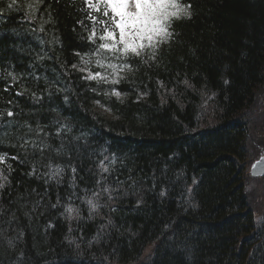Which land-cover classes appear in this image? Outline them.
I'll return each mask as SVG.
<instances>
[{
	"label": "trees",
	"instance_id": "obj_1",
	"mask_svg": "<svg viewBox=\"0 0 264 264\" xmlns=\"http://www.w3.org/2000/svg\"><path fill=\"white\" fill-rule=\"evenodd\" d=\"M12 3L0 0V264H264V178L248 170L264 130L246 126L264 0H179L191 18H173L155 59L126 58L119 97L80 70L96 65L103 32L88 17L103 8Z\"/></svg>",
	"mask_w": 264,
	"mask_h": 264
},
{
	"label": "snow or ice",
	"instance_id": "obj_2",
	"mask_svg": "<svg viewBox=\"0 0 264 264\" xmlns=\"http://www.w3.org/2000/svg\"><path fill=\"white\" fill-rule=\"evenodd\" d=\"M42 2L43 0H36L37 5ZM14 3L15 0H13L12 4L8 5L9 9L13 7ZM86 3L88 8L95 10L97 13L103 8L102 15L104 19H98L97 16L91 13H89L88 18L93 25L99 24L103 32L99 36L101 42L94 53L96 57L95 63L100 68L110 70V72L108 75L102 76L100 72L92 73L88 71L87 76L84 78L92 81L103 80L111 84H118L123 78L121 73L131 70L130 65L126 62V58L130 55L141 57L145 49H148L151 58L155 59L157 49L173 35L169 31L173 18L178 19L181 16L191 18L192 16V12L190 11L191 5L181 6L179 0H96L95 3L93 0H86ZM29 9L31 11V19H35L36 7L29 4ZM42 30L43 26H41ZM88 40L93 43L95 42V28L89 34ZM81 59L85 65L91 63L90 59L83 57ZM113 60L116 62H112ZM104 61H107V63ZM76 67L75 64L72 65L73 69H76ZM80 70L87 71V69ZM12 78L13 80L16 79L14 76ZM112 94L116 97L121 95L115 89ZM7 115L11 117L13 113L9 111ZM67 130L71 131L70 128ZM4 162L5 156L0 155V163ZM100 164L104 172L109 171L104 161H101ZM9 168H11V165H9ZM75 171L76 169L73 168V172ZM60 172H62L61 168H55L51 174L52 178H55ZM5 182H7V177L4 176L3 171H0V189L4 188ZM87 204L90 206V212L96 211L99 208V205L93 199H88ZM65 212L69 217L73 213L78 214V210L74 209L71 205L65 208Z\"/></svg>",
	"mask_w": 264,
	"mask_h": 264
},
{
	"label": "rangeland",
	"instance_id": "obj_3",
	"mask_svg": "<svg viewBox=\"0 0 264 264\" xmlns=\"http://www.w3.org/2000/svg\"><path fill=\"white\" fill-rule=\"evenodd\" d=\"M258 94H259V97L257 98L256 100V103L254 104L253 108L247 113L248 114V118L254 114L257 115L258 119L261 117L264 118V86L261 87V89L259 90L258 88ZM258 96V95H257ZM263 97V99H262ZM260 123L264 124V119H260V121H258V123H256V126L255 128H252V125H249L248 128H249V133H250V136L253 137V138H256V135L259 137L261 136V131H260ZM254 140V139H253ZM249 144H254V143H250ZM246 149L248 151L252 150L253 148H250V147H247L246 146ZM251 153V152H250ZM254 185V184H253Z\"/></svg>",
	"mask_w": 264,
	"mask_h": 264
},
{
	"label": "water",
	"instance_id": "obj_4",
	"mask_svg": "<svg viewBox=\"0 0 264 264\" xmlns=\"http://www.w3.org/2000/svg\"><path fill=\"white\" fill-rule=\"evenodd\" d=\"M257 169H260V171H264V160L258 162L256 164V166L254 167V172L257 170Z\"/></svg>",
	"mask_w": 264,
	"mask_h": 264
},
{
	"label": "bare ground",
	"instance_id": "obj_5",
	"mask_svg": "<svg viewBox=\"0 0 264 264\" xmlns=\"http://www.w3.org/2000/svg\"><path fill=\"white\" fill-rule=\"evenodd\" d=\"M252 104L254 103V101H251ZM254 261H244L243 264H254Z\"/></svg>",
	"mask_w": 264,
	"mask_h": 264
}]
</instances>
